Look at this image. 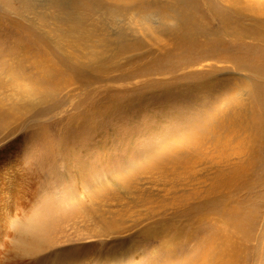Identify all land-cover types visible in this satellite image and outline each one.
Returning <instances> with one entry per match:
<instances>
[{"label":"rangeland","instance_id":"rangeland-1","mask_svg":"<svg viewBox=\"0 0 264 264\" xmlns=\"http://www.w3.org/2000/svg\"><path fill=\"white\" fill-rule=\"evenodd\" d=\"M261 92L264 0H0V264H264Z\"/></svg>","mask_w":264,"mask_h":264},{"label":"bare ground","instance_id":"bare-ground-1","mask_svg":"<svg viewBox=\"0 0 264 264\" xmlns=\"http://www.w3.org/2000/svg\"><path fill=\"white\" fill-rule=\"evenodd\" d=\"M263 65V62L261 63ZM261 68V67H260ZM204 85V84H203ZM250 92L252 93L253 90H250ZM249 95V94H248ZM259 96V95H258ZM261 96V103L264 104V93H260ZM227 103V102H226ZM242 106V105H241ZM264 107V105H262ZM227 107V106H226ZM228 108V107H227ZM254 111V110H253ZM263 111V110H262ZM226 112V111H225ZM232 112V111H231ZM243 112V111H242ZM257 112L254 111L253 115L256 114ZM235 114V111H234ZM259 114V113H258ZM233 116V115H232ZM229 117V116H228ZM227 117V119H228ZM236 117V116H235ZM223 118V117H222ZM237 118V117H236ZM264 119V114L261 117ZM260 118V119H261ZM232 119V118H231ZM226 120V119H225ZM245 120V119H244ZM241 122V121H239ZM238 122V123H239ZM249 123L248 121L246 122V124ZM235 124V123H234ZM240 124V123H239ZM251 124V123H250ZM255 125L253 127H250L251 130H246L245 134L255 130L257 131V133H260L261 135L263 134V130H260L261 128V124L260 123H254ZM248 125V124H247ZM236 126V125H235ZM243 126V125H242ZM250 126V125H249ZM245 127V126H244ZM254 127H256L257 129H253ZM245 129V128H244ZM239 132V131H238ZM204 138V137H203ZM248 139V138H247ZM205 140V139H204ZM251 138L249 139V143L251 144ZM220 147V146H219ZM251 148V147H250ZM190 149V148H188ZM216 151V149H215ZM249 153H251V149H249ZM220 155V154H219ZM205 156V155H204ZM221 158V157H220ZM196 170V169H195ZM238 170H241L240 168ZM219 190V189H217ZM221 190V189H220ZM230 200V199H229ZM232 213V211L230 212V214ZM243 209L241 207H236L235 212L231 215V217H233L234 219V228L237 230H235L236 232L240 231L243 228L245 219L243 216ZM44 226V225H43ZM47 226V225H46ZM29 231V230H28ZM27 231V232H28ZM242 231V230H241ZM30 232V231H29ZM28 232V233H29ZM32 233V232H30ZM224 233V232H223ZM221 234V233H220ZM232 234V233H231ZM230 234V235H231ZM35 235V234H34ZM33 236V235H32ZM215 240L214 241H209L208 244L205 246V248L202 251L201 255V259H202V264H231L234 259L240 260L241 256H240V252H236L233 248H229L227 246V243H229V236L228 235H224V236H218V235H214ZM32 238V237H31ZM30 238V239H31ZM240 241H242L240 239ZM41 242V241H40ZM239 244V243H238ZM244 244V243H243ZM244 246V245H243ZM39 248V247H38ZM30 251V250H29ZM199 255V256H200Z\"/></svg>","mask_w":264,"mask_h":264}]
</instances>
